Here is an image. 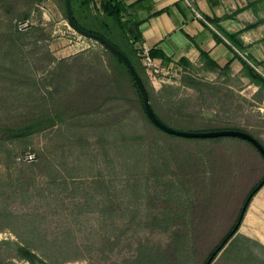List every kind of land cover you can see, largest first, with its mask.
<instances>
[{
    "label": "rangeland",
    "instance_id": "374dc122",
    "mask_svg": "<svg viewBox=\"0 0 264 264\" xmlns=\"http://www.w3.org/2000/svg\"><path fill=\"white\" fill-rule=\"evenodd\" d=\"M25 16L27 37L16 30ZM68 26L62 0H0V132L45 121L0 142V264H33L18 245L34 264H206L264 179V158L242 139L156 130L111 52L64 51ZM147 80L170 128H237L264 144V94L243 71ZM252 213L212 264H264V217Z\"/></svg>",
    "mask_w": 264,
    "mask_h": 264
},
{
    "label": "crops",
    "instance_id": "0c3cea01",
    "mask_svg": "<svg viewBox=\"0 0 264 264\" xmlns=\"http://www.w3.org/2000/svg\"><path fill=\"white\" fill-rule=\"evenodd\" d=\"M110 3L120 6L123 23L135 30V34L128 33L137 40L134 49L141 59L147 50L159 65L175 74L209 67L202 58L201 52H205L221 68L232 61L234 72L239 75L244 60L264 78V0H92L93 13L103 14ZM43 4L39 9L46 17L44 8L49 11L50 7L46 2ZM50 10L62 17L56 5ZM221 30L239 35L244 49L232 47L238 57L234 58L231 44ZM67 39L62 42L64 51L77 48L88 51L96 47L93 44L96 42L87 38L79 43ZM251 86L255 88L254 94H264L259 87ZM250 206L251 217H264V186Z\"/></svg>",
    "mask_w": 264,
    "mask_h": 264
},
{
    "label": "trees",
    "instance_id": "16d2710c",
    "mask_svg": "<svg viewBox=\"0 0 264 264\" xmlns=\"http://www.w3.org/2000/svg\"><path fill=\"white\" fill-rule=\"evenodd\" d=\"M62 3H63L64 17H65V19L68 20L66 0H62ZM70 8H71V12H72V15L74 17L75 22L77 23V25L81 29H83L84 31H86L88 33L99 35V36L103 37L104 39H106L107 41L112 43L115 47H117L129 59V61L131 62V64L133 65V67L135 68L137 73L140 75L141 79L143 80V83L147 89V92H148V95L150 98V102H151V106H152V109H153L155 115L157 116V118L159 120H161V122H163L165 125H167L160 118V116L157 114V112L155 110V107L153 105L152 94H151V91L148 88V84H147V82H148L147 79H151V78L155 79L156 76L153 73H151L150 71H148L145 68V66L143 67V65H144L143 59L139 58L137 51L134 49V42L137 40L132 38L131 35L128 33L127 28H126V27H128V25L123 23V21H122V15H121L122 11H121L120 6H118L117 4L114 5L113 3H110L105 7L103 14H101L99 12L95 14L92 11V0H70ZM23 19L27 20L29 18H28V16H25ZM212 23L217 25L215 22H212ZM17 33L21 36H24V37H27L29 34H32V32H30V31L24 32V33L17 31ZM221 33H222L223 37H225V39L231 44V46H229V47L231 48V51L234 55V58L238 57V54L236 53V51L232 47H235V48L240 49V50L244 49V46L239 39V35H230V34H227L226 32H224L222 30H221ZM117 39L119 40V42H117ZM217 39L219 42H223V40L219 36H217ZM110 54L114 57V59L116 61H118L121 64V66L125 69L128 76L130 77L132 83L134 84V86L137 90V93L139 95V98H140L141 106L143 108L144 114H145L148 122L154 128H156V130L162 132L155 125H153V123L148 118L146 111H145V108H144V104H143L140 92L138 91V89L135 85L134 79L131 76L126 65L124 64V62L122 60L117 58L115 55H113L112 53H110ZM201 54H202L203 60L206 61L207 65L211 66V68L217 72L224 73V72L232 69V67H233L232 61H231L225 68H221L220 66H218L216 63H214L210 59L208 54H206L205 52H201ZM242 64H243L244 76L250 81L251 84L259 87L260 91H264V78L258 72H256L250 66V64L248 62L242 60ZM44 123H45V121L38 120L37 122H35L32 125H27V126H24L22 128H5L4 130H1V132H0L1 133L0 142H1V140L5 141V142L24 140V139L34 135L35 133L40 132ZM167 126L169 127V125H167ZM227 130L242 131V130L237 129V128L227 129ZM242 132H244V131H242ZM162 133H164V132H162ZM247 134H249V133H247ZM251 136L254 137L253 135H251ZM256 140L259 141V143L264 147V144L260 140H258V139H256ZM251 146L254 149H256L252 144H251ZM263 186H264V179H262L259 182V184L257 186H255V188L247 196V198L244 202L243 209H242V211L238 217V220L234 224L231 231L226 235V237L220 242V244L211 253L206 264H209V263L212 264V262H214V260L221 253V251L228 245V243L237 234L253 198L255 197V195L258 193V191ZM16 257L21 261L30 262L33 264L37 259L39 260L37 254L32 252L29 249V247L19 246V245H18V248L16 251ZM5 261H6V259H5Z\"/></svg>",
    "mask_w": 264,
    "mask_h": 264
},
{
    "label": "water",
    "instance_id": "95a60500",
    "mask_svg": "<svg viewBox=\"0 0 264 264\" xmlns=\"http://www.w3.org/2000/svg\"><path fill=\"white\" fill-rule=\"evenodd\" d=\"M66 8H67L68 23L76 33L102 45L105 49H107L109 52H111L113 55H115L117 58H119L124 62L131 76L134 79L138 91L140 92L148 118L153 123V125H155L159 130H161L167 135L186 138V139H217V138H226V137L242 139L252 144L258 150L261 156L264 158V147L254 137H252L251 135L245 132L235 131V130H222V131H213V132H183V131L174 130L168 127L167 125H165L163 122H161V120L157 118V116L155 115L152 109L150 98L147 89L143 83V80L141 79L140 75L137 73V71L135 70L129 59L117 47H115L112 43H110L103 37L88 33L83 29H81L75 22L74 17L72 15L70 8V0H66ZM126 28L128 32L135 34V30L133 28H129V27Z\"/></svg>",
    "mask_w": 264,
    "mask_h": 264
},
{
    "label": "built area",
    "instance_id": "2783aa9c",
    "mask_svg": "<svg viewBox=\"0 0 264 264\" xmlns=\"http://www.w3.org/2000/svg\"><path fill=\"white\" fill-rule=\"evenodd\" d=\"M34 16V15H33ZM31 20V19H30ZM30 20H24V21H20L16 24V30L18 32L24 33V32H28L29 30H31L35 24L33 23V21L31 22ZM70 26V25H69ZM68 26V34L71 38V41L73 43H79L85 40V37L79 35L78 33H76L74 30H71L72 28ZM74 31V32H73ZM79 35V36H78ZM142 58L144 60V65L146 67L147 70H149L150 72H152L153 74H155L156 76H161V77H167V76H171L174 75L172 74L169 70H166L165 68H163L161 65H159L151 56L150 53L147 50H144V52L142 53ZM36 161V157L34 154H28L25 158H24V162L26 163H32Z\"/></svg>",
    "mask_w": 264,
    "mask_h": 264
}]
</instances>
